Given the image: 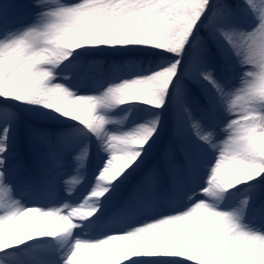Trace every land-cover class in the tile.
I'll use <instances>...</instances> for the list:
<instances>
[{"label": "snow or ice", "instance_id": "1", "mask_svg": "<svg viewBox=\"0 0 264 264\" xmlns=\"http://www.w3.org/2000/svg\"><path fill=\"white\" fill-rule=\"evenodd\" d=\"M0 264H264V0H0Z\"/></svg>", "mask_w": 264, "mask_h": 264}, {"label": "trees", "instance_id": "2", "mask_svg": "<svg viewBox=\"0 0 264 264\" xmlns=\"http://www.w3.org/2000/svg\"><path fill=\"white\" fill-rule=\"evenodd\" d=\"M141 61H142V69L147 71L150 70L151 68L155 67V63H149L150 60L154 58V54L149 53V52H142V53H136L135 54ZM94 71L98 72L101 74V76L106 74V69L103 67V62H101V65L98 67H95L93 69ZM125 109L131 107L132 111L130 114L127 116V119L124 121L125 127H130V126H136L142 122H145L147 120H150L156 110L150 109L146 105H135V106H129L125 105L123 106ZM122 116L123 113H120ZM162 119L164 121V129H163V136L164 138L167 137L168 135V130H169V124H170V116L168 117L166 112L163 114ZM99 161V157L97 158V153L92 152L90 160H89V168H92L95 166V164ZM151 163V158L148 161ZM86 174L88 172L86 171Z\"/></svg>", "mask_w": 264, "mask_h": 264}, {"label": "rangeland", "instance_id": "3", "mask_svg": "<svg viewBox=\"0 0 264 264\" xmlns=\"http://www.w3.org/2000/svg\"><path fill=\"white\" fill-rule=\"evenodd\" d=\"M19 2L20 3H27L28 0H19ZM147 52L154 54L151 51H147ZM166 114H167L168 117L171 116V113L170 112H166ZM37 123H42V122L41 121H37ZM134 128H135V126H130V127L123 126V128L120 129V128H117L115 125H109V129L111 131H113V132H118V131H123V130H131V129H134ZM93 152H96L95 149L93 150ZM103 155H104V153H97V158L99 157V159H100V157L103 156ZM84 176H85V178H84ZM87 178H89V174L86 175L85 172H83L80 175H76V176H73L71 178H68L66 180V182H65L66 183V192H65V194L66 195L72 194L74 196L77 195L78 192H84L86 194L87 185L84 183V181ZM40 203L46 204V205H48L50 207H55V206L63 207V204H60V205L49 204V202L46 201V200L41 201ZM29 206H31V203L29 204Z\"/></svg>", "mask_w": 264, "mask_h": 264}]
</instances>
